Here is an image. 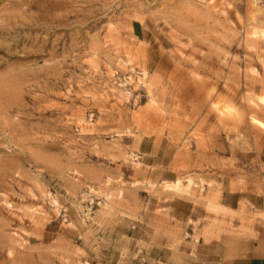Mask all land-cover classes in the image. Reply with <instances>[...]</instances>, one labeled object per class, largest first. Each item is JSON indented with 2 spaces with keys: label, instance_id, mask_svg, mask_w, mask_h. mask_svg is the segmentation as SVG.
Returning <instances> with one entry per match:
<instances>
[{
  "label": "rangeland",
  "instance_id": "1",
  "mask_svg": "<svg viewBox=\"0 0 264 264\" xmlns=\"http://www.w3.org/2000/svg\"><path fill=\"white\" fill-rule=\"evenodd\" d=\"M261 28L264 0H0V264L262 242L264 209L209 210L263 191Z\"/></svg>",
  "mask_w": 264,
  "mask_h": 264
},
{
  "label": "crops",
  "instance_id": "2",
  "mask_svg": "<svg viewBox=\"0 0 264 264\" xmlns=\"http://www.w3.org/2000/svg\"><path fill=\"white\" fill-rule=\"evenodd\" d=\"M217 195L218 198L221 196L220 190ZM245 200L252 208L264 209V187L262 193L256 195L223 190L219 204L226 211H232L237 210L241 201ZM188 201V198H174L167 205L168 215L182 223L189 220L195 205ZM227 240L224 237L207 238L201 235L195 242L183 244L177 253L166 245L155 246L151 248L150 261L152 264H264V240Z\"/></svg>",
  "mask_w": 264,
  "mask_h": 264
},
{
  "label": "bare ground",
  "instance_id": "3",
  "mask_svg": "<svg viewBox=\"0 0 264 264\" xmlns=\"http://www.w3.org/2000/svg\"><path fill=\"white\" fill-rule=\"evenodd\" d=\"M253 33L255 35L260 34V35L264 36V28H261L260 30L255 29L253 31ZM149 82H147V84L150 85L151 83H149ZM148 90H149V92H150V94L152 96L151 100H155L154 95H153L152 87L149 86ZM253 101L256 102L257 104L264 105V94H259L257 96L256 100H253ZM231 108H233V107L231 105H228V109H231ZM251 122L257 124L259 127L264 129V119L263 118H260V117H258L256 115L252 114ZM194 183H195V181L192 178H189L188 184L185 185L183 183V180L181 178H178L177 180H174V181H171V182H165V186L163 185V187H166V190H171V191H175V192H181V191H185V190L191 189V187H192V185ZM119 193H121V192L119 191ZM210 209H212L213 211L214 210L218 211V210H222L224 208L219 204V202H216V201L213 200L209 204V210Z\"/></svg>",
  "mask_w": 264,
  "mask_h": 264
}]
</instances>
